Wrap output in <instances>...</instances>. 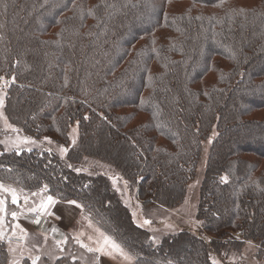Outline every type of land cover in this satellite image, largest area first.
Listing matches in <instances>:
<instances>
[{"label": "trees", "instance_id": "obj_1", "mask_svg": "<svg viewBox=\"0 0 264 264\" xmlns=\"http://www.w3.org/2000/svg\"><path fill=\"white\" fill-rule=\"evenodd\" d=\"M253 1L236 13L238 0H0L9 120L65 144L75 120L79 130L65 157L0 145V180L75 200L136 264H216L210 251L245 240L264 257V119L253 115L264 108V0ZM213 127L196 214L208 239L180 230L154 243L106 174L74 167L92 154L143 204L172 206Z\"/></svg>", "mask_w": 264, "mask_h": 264}, {"label": "rangeland", "instance_id": "obj_2", "mask_svg": "<svg viewBox=\"0 0 264 264\" xmlns=\"http://www.w3.org/2000/svg\"><path fill=\"white\" fill-rule=\"evenodd\" d=\"M238 2L233 12H245L247 10L245 9L246 7L255 4L253 0H238ZM178 5H180L179 8H182L184 4ZM188 6L189 3H186L184 8H190V11L217 12L215 7ZM259 8L262 9L264 7L259 6ZM139 43L141 42L139 41L137 44ZM208 76H211V74H208ZM5 87L6 83H3L0 87V97H3V104L0 105V145L6 150H50L61 157H65L69 147L78 141V121L75 120L68 127L67 144L57 141L49 134H43L39 137L26 134L19 126L9 120L4 111ZM253 115L264 119V108L256 110ZM141 119L142 117L135 120L137 122L141 121ZM216 133L217 130L213 127L208 137L202 141L194 173L186 182L183 197L180 202H176L172 206L158 203L143 204L136 194V188L131 186L129 181L117 169L104 161L96 159L92 154L91 156L84 155L81 162L76 163L74 167L76 170L88 173L106 174L112 188L118 193L121 201L129 208L134 222L149 231L154 243L160 242L164 235L180 230H189L208 239L211 234L203 229L201 220L197 218L196 214L208 149ZM61 149H64V151L62 152ZM122 152L128 155L123 149ZM261 166L264 167V160H262ZM0 183L15 189L18 196V203L12 204L11 193L0 192V199L5 201L2 206L4 211L0 212V217H2L0 219V234H2V238H0V264H14V262L15 264H22L24 257L30 260L32 264L33 259L37 256L40 259L36 261V264H54L58 259L59 264H95L94 254L89 252L85 246L82 247V244L77 239L72 237L56 238L51 236L50 232L41 231L33 227V219L37 215H41V213L29 212L27 209L38 207L41 200H45L49 196L42 189L26 190L3 180H0ZM33 193H37V195L34 196ZM12 212L17 213L15 219L11 215ZM47 214L44 213V216L46 220H49V217L46 216ZM84 215L89 217L87 212H84ZM91 220L105 232L93 219ZM146 220L149 223H145ZM55 233L58 234V231ZM114 242L122 248L123 252L127 253L128 257H131L129 259L131 261L130 264H136L133 255L118 242L115 240ZM186 249L187 246L183 245V247H178L177 251H186ZM209 254L210 259L216 264H264V257L261 255L260 245L256 240H245L237 248L227 246L221 252L210 251Z\"/></svg>", "mask_w": 264, "mask_h": 264}, {"label": "crops", "instance_id": "obj_3", "mask_svg": "<svg viewBox=\"0 0 264 264\" xmlns=\"http://www.w3.org/2000/svg\"><path fill=\"white\" fill-rule=\"evenodd\" d=\"M56 201L57 203L46 212V214L48 213L46 216L49 217V220H46L44 213L37 215L33 219V227L41 231L50 232L51 236L56 238L64 239L72 237L77 239L87 249H93L92 253L95 257V264L131 263L126 258L127 253L123 252L121 247H113V245H117L114 240L103 232L91 218L84 215L82 207L70 205L67 201ZM49 213H54V215ZM37 217L40 220L38 224L35 223ZM57 231L58 234L55 233Z\"/></svg>", "mask_w": 264, "mask_h": 264}, {"label": "snow or ice", "instance_id": "obj_4", "mask_svg": "<svg viewBox=\"0 0 264 264\" xmlns=\"http://www.w3.org/2000/svg\"><path fill=\"white\" fill-rule=\"evenodd\" d=\"M0 80H3V77H0ZM2 104H3V97H0V105H2ZM61 151L63 152L64 149H61ZM223 179L224 178H222V180ZM42 191H47L46 186H45L44 189H42ZM0 192H9V193H11V203L12 204H17L18 203V196L16 194L15 189H12L10 187H6L4 184L0 183ZM33 195L35 196V195H37V193H33ZM25 199H27V198H25ZM4 203H5V201L0 199V212L4 211V208L2 207L4 205ZM56 203H57V201L51 195H49V196H47L46 200H41V203L39 204L38 207H30L27 210L29 212H34V213L35 212H39V213L43 214V213H46L48 211V209L50 207H53ZM67 203L70 204V205H75L76 207H81L75 200H69V201H67ZM49 214H53L54 215V213H49ZM11 215H12L13 219H15L17 217V213L16 212H12ZM0 219H2V217H0ZM39 222H40L39 217H37V219L35 220V223L38 224ZM145 223H149V221L146 220ZM0 238H2V234H0ZM81 246L84 247L83 244ZM113 247L118 248L119 246L118 245H113ZM87 250L89 252L93 251L92 248H88ZM126 258L131 259V257H127V255H126ZM39 259H40V257H38V256L35 257L33 259V261H32V264H36V261L39 260ZM14 264H15V262H14Z\"/></svg>", "mask_w": 264, "mask_h": 264}]
</instances>
